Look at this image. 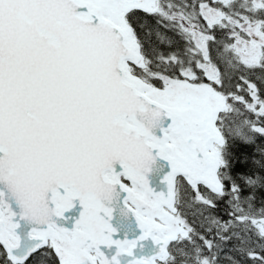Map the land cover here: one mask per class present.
I'll list each match as a JSON object with an SVG mask.
<instances>
[{"label": "snow or ice", "instance_id": "1", "mask_svg": "<svg viewBox=\"0 0 264 264\" xmlns=\"http://www.w3.org/2000/svg\"><path fill=\"white\" fill-rule=\"evenodd\" d=\"M0 264H264V0H0Z\"/></svg>", "mask_w": 264, "mask_h": 264}]
</instances>
